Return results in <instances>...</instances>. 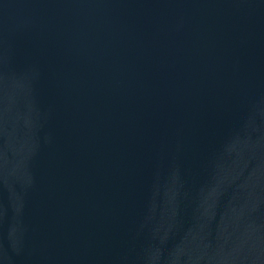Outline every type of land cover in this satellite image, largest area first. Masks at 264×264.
Returning a JSON list of instances; mask_svg holds the SVG:
<instances>
[{"label": "water", "instance_id": "95a60500", "mask_svg": "<svg viewBox=\"0 0 264 264\" xmlns=\"http://www.w3.org/2000/svg\"><path fill=\"white\" fill-rule=\"evenodd\" d=\"M0 264H264V0H0Z\"/></svg>", "mask_w": 264, "mask_h": 264}]
</instances>
